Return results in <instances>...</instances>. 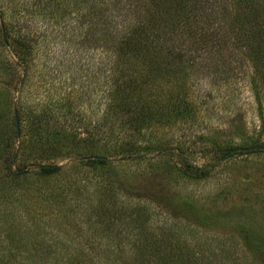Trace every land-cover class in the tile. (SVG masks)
Instances as JSON below:
<instances>
[{"label": "trees", "instance_id": "trees-1", "mask_svg": "<svg viewBox=\"0 0 264 264\" xmlns=\"http://www.w3.org/2000/svg\"><path fill=\"white\" fill-rule=\"evenodd\" d=\"M40 7L45 10L38 11L40 14L61 27L63 37H67L64 41L102 57L99 78L104 91L103 110L93 127L74 109L76 101L71 104L64 99L59 109L53 111L49 106L38 115L15 107L12 120L5 125L0 106V264L32 261L35 250L25 256L18 251L23 245L33 244L22 241L32 233L17 229L19 215L26 214L28 221L40 217V209H33L29 198L38 190L33 183H47L59 174L62 166L49 162L63 159H76L81 165L104 171L99 173L98 182L91 181L88 186H80V181L71 178L64 183L63 193L55 189L49 192L46 200H54L57 205L75 192L70 201H76L80 220L78 226L69 224L75 232L86 223L93 237L107 246L117 239L126 240L118 231L124 227L129 234L127 245L136 252L138 263L201 264L204 256L192 250L178 228L168 230L171 222L161 227L154 224L159 202L128 197L121 192V184L113 186L111 180L126 162L143 165L163 156L182 163L181 171L177 169L179 176L204 180L222 161L264 153L263 132H245L236 111L230 129L234 130L233 138L223 142L202 140L205 148L215 152L211 165H195L182 145L162 136L165 129L198 120L191 89L195 78L209 76L213 84L219 80L221 87H227L244 65L252 70L244 85L259 109L256 117L263 130L264 0H42ZM0 13V75L17 70L22 73L18 82L23 86L30 77L35 51L41 48L38 37L14 26L19 18L27 16L23 3H16L11 11L0 6ZM30 13L35 11L31 9ZM232 64L239 67L232 68ZM62 87L64 94H69L71 86ZM52 114H58L61 123L55 122ZM97 132L99 141L95 140ZM11 141L17 145L11 147ZM23 158L29 163L22 164ZM90 189L98 193L95 203L99 205L92 208L89 203L87 209H81L84 194L87 198L82 200H90ZM11 236L16 238L14 249L3 242ZM99 252L86 258L82 255L77 261L97 262L100 258V264H105L114 251ZM223 264L238 262L231 257Z\"/></svg>", "mask_w": 264, "mask_h": 264}, {"label": "rangeland", "instance_id": "rangeland-1", "mask_svg": "<svg viewBox=\"0 0 264 264\" xmlns=\"http://www.w3.org/2000/svg\"><path fill=\"white\" fill-rule=\"evenodd\" d=\"M16 3L25 5L27 16L19 18L14 26L29 32L33 38L38 37L37 45L41 48L35 51L30 77L23 86L18 82L22 73L17 70L0 75V106L4 109V124L8 125L12 120L15 107L29 114L34 111L33 114L38 115L49 106L53 107V111L59 109L66 99L71 104L76 101L78 105L74 109L79 110L90 126L96 127L103 110L104 91L99 78L102 57L99 53L82 51L64 41L67 37H63L61 27L55 26L54 20L38 12H45L40 7L42 0H0V6L7 11H11ZM31 9L35 13H30ZM231 67L237 69L239 64H232ZM239 70L235 82L227 87H221L219 80L213 84L209 76L195 78L191 89L198 107V120L180 124L172 130L165 129L162 131L165 134L157 132L162 134L164 140L182 145L187 150L188 160L199 167L211 165L215 159L213 148H205L202 140L223 142L234 137V130L230 129L234 125L235 111L242 117L243 130L248 133L254 129L263 132L264 141V128L259 127L262 122L256 117L259 109L253 102L248 86L244 85L246 75L252 70L249 65L241 66ZM64 85L71 86L67 90L69 94H64ZM52 115L55 122L62 121L58 114ZM25 117L28 116L25 114ZM95 140H100L99 132L95 134ZM12 141L11 147L16 146L17 142ZM24 162L27 164L29 160L21 159V163ZM77 162L76 159L49 162L61 165L63 170L47 183H33L38 190L29 195L31 207L39 208L41 213L40 217L31 220L33 223L28 221L26 214L19 215L20 225L17 229L32 233L23 237L22 241L33 244H30L31 247L23 245L18 251L25 256L35 250L30 264H77L82 255L86 258L92 252L107 253L106 250L114 252H111L110 262L105 264H141L137 261L136 252L127 245L129 234L125 233L124 227H119L118 231L126 240L117 239L106 246L105 242L93 237L86 223H81L83 228L78 232L69 226L70 223L72 227L78 226L80 220L76 213L79 210L77 203H74L76 201H70L75 195L74 191L66 196L68 199L65 203L59 202L62 205H57L58 202L54 200H46L52 189L63 193L64 183L71 182V178L80 181V186H88L91 181L98 182L99 173H103V170L97 171L93 165ZM177 169L181 171L182 163L171 156L154 158L143 165L126 162L122 171L111 181L113 186L121 184V192L128 197L152 198L159 202L160 207L155 208L154 224L161 227L171 222L168 230L172 227L180 230L181 238H186L192 250L204 256L201 264H223L231 257L238 264H264V153L222 161L204 180L183 178ZM89 195V202L82 200L87 198L86 194L82 199L80 196L81 209H87L89 203L92 208L99 205L95 203L99 198L98 193L90 189ZM15 239L11 236L3 242L11 244L10 247L14 249ZM108 245L112 248L108 249ZM100 260L77 262L100 264Z\"/></svg>", "mask_w": 264, "mask_h": 264}, {"label": "water", "instance_id": "water-1", "mask_svg": "<svg viewBox=\"0 0 264 264\" xmlns=\"http://www.w3.org/2000/svg\"><path fill=\"white\" fill-rule=\"evenodd\" d=\"M94 159H98V158H94Z\"/></svg>", "mask_w": 264, "mask_h": 264}]
</instances>
